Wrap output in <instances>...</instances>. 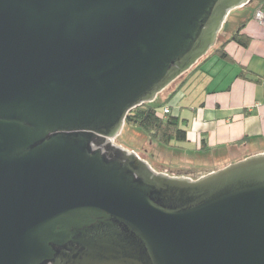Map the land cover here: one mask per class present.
<instances>
[{
  "label": "water",
  "instance_id": "1",
  "mask_svg": "<svg viewBox=\"0 0 264 264\" xmlns=\"http://www.w3.org/2000/svg\"><path fill=\"white\" fill-rule=\"evenodd\" d=\"M252 0H0V264H264V152L197 178L116 142Z\"/></svg>",
  "mask_w": 264,
  "mask_h": 264
},
{
  "label": "crops",
  "instance_id": "2",
  "mask_svg": "<svg viewBox=\"0 0 264 264\" xmlns=\"http://www.w3.org/2000/svg\"><path fill=\"white\" fill-rule=\"evenodd\" d=\"M260 1L233 10L220 32L222 42L228 41L245 22L241 32L251 37L250 45L226 43L234 63L217 57L203 59L197 62H202L200 70L180 79L179 86L188 76L172 103L184 119L187 145L192 148L200 150L204 139L207 147L228 155L234 146L246 154L264 152V80H257L264 76V23L255 16L264 10ZM242 73L246 78L239 76Z\"/></svg>",
  "mask_w": 264,
  "mask_h": 264
},
{
  "label": "trees",
  "instance_id": "3",
  "mask_svg": "<svg viewBox=\"0 0 264 264\" xmlns=\"http://www.w3.org/2000/svg\"><path fill=\"white\" fill-rule=\"evenodd\" d=\"M260 2L262 3V7H264V0H261ZM226 24L227 23H225L224 26H226ZM244 24L245 22L240 24L239 28L232 34V36L229 38L228 41L219 43L218 40L216 46L213 47L208 52V54L203 58H201L200 60L204 62L206 59L217 57L219 60H224L234 63L233 58L228 54V52L225 49L226 43L229 41H235L236 43H238L243 47H248L250 45L251 37L241 32ZM202 62L200 64L194 65L188 71L187 75L189 76L195 71L200 70L202 67ZM239 76L246 78V75L244 73L240 74ZM187 77L182 81L179 87H177L175 90L170 92L166 96V98L161 100L160 103H156L155 101L150 103H144L141 106H138L133 110H131L126 118L125 127H127V129L129 130H131L132 127H138L142 132L146 134V137L145 136L144 137L147 139L149 144L151 142L172 149H179V150L184 149L188 142L187 129L184 124V119L174 111L175 106L173 105L172 102L174 98L178 95V93L182 91V87L187 83L188 81ZM263 77L262 79L260 78L257 80L262 81L264 80ZM166 106L170 107V113L162 114L161 111ZM237 144H240V142H238ZM192 149H193L192 152H195L198 155L211 154L215 156V159H222V158L225 159V157L226 160L228 159V154H226L227 152L225 151L222 152L207 147L204 139L202 140V146L200 150L195 148ZM248 155L250 154H246L241 158H244ZM150 156L151 158L153 157V155ZM236 160L238 159H235L234 161ZM229 163H231V161L224 164V166H226ZM221 167L223 166H217L216 164V166L214 165L210 168L199 170L197 177L209 173L211 171L217 170Z\"/></svg>",
  "mask_w": 264,
  "mask_h": 264
},
{
  "label": "rangeland",
  "instance_id": "4",
  "mask_svg": "<svg viewBox=\"0 0 264 264\" xmlns=\"http://www.w3.org/2000/svg\"><path fill=\"white\" fill-rule=\"evenodd\" d=\"M222 37L223 35L219 38V43L222 42ZM180 79L182 80L183 76L163 90L157 96L155 102L160 103L161 100L165 98L164 96H166V94L168 95L169 91H172L173 88L175 90L179 86ZM144 136L146 137V134L138 127H132L131 130L124 127V130L119 135L116 142L136 151L141 157L146 159L155 170L172 176L196 178L199 170L210 168L214 165L216 166V164L217 166H224L227 162H232L246 155L243 148L240 149L241 147L234 146L231 148L227 160L226 157L225 159H215V156L211 154L198 155L192 152V146L186 145L184 149L179 150L163 147L157 143L150 142L149 144ZM150 155H153V157L151 158Z\"/></svg>",
  "mask_w": 264,
  "mask_h": 264
},
{
  "label": "built area",
  "instance_id": "5",
  "mask_svg": "<svg viewBox=\"0 0 264 264\" xmlns=\"http://www.w3.org/2000/svg\"><path fill=\"white\" fill-rule=\"evenodd\" d=\"M256 18L258 21H260L261 23H264V10L263 9H259L257 12H256ZM162 114H168L170 113V107L169 106H166L163 108V110L161 111Z\"/></svg>",
  "mask_w": 264,
  "mask_h": 264
}]
</instances>
